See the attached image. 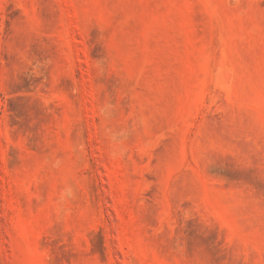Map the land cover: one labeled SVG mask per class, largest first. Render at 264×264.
Returning <instances> with one entry per match:
<instances>
[{
    "label": "rangeland",
    "instance_id": "374dc122",
    "mask_svg": "<svg viewBox=\"0 0 264 264\" xmlns=\"http://www.w3.org/2000/svg\"><path fill=\"white\" fill-rule=\"evenodd\" d=\"M0 264H264V0H0Z\"/></svg>",
    "mask_w": 264,
    "mask_h": 264
}]
</instances>
